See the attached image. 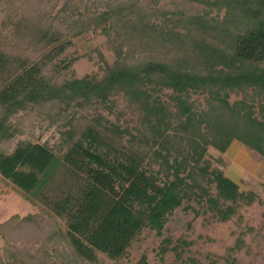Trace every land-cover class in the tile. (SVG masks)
<instances>
[{"label": "trees", "instance_id": "trees-1", "mask_svg": "<svg viewBox=\"0 0 264 264\" xmlns=\"http://www.w3.org/2000/svg\"><path fill=\"white\" fill-rule=\"evenodd\" d=\"M51 1L14 0L22 15L0 35V175L41 207L0 224V264L95 263L98 253L121 264L186 199L224 221L260 201L205 157L237 139L264 158V0ZM92 28L117 58L101 76L70 77L71 62L56 58ZM36 115L61 126L58 143L18 139ZM244 246L239 236L231 250ZM258 246L251 264H264L263 235Z\"/></svg>", "mask_w": 264, "mask_h": 264}, {"label": "rangeland", "instance_id": "rangeland-1", "mask_svg": "<svg viewBox=\"0 0 264 264\" xmlns=\"http://www.w3.org/2000/svg\"><path fill=\"white\" fill-rule=\"evenodd\" d=\"M98 1V0H94ZM64 0H52L57 7L63 5ZM79 0H75L78 3ZM91 4V0H89ZM105 7H101L100 10ZM216 11V10H215ZM19 2L14 0H0V35L8 37L14 29V21L22 15ZM215 14V12L213 13ZM224 11L221 12L223 16ZM117 58L113 44L101 28H92L76 37L66 51L57 57L56 61L71 62L66 71L70 77H82L86 74H103L104 61L113 63ZM241 94L232 93L231 100L240 99ZM120 109L126 108L123 95L117 97ZM193 99L201 108L205 107V96L194 94ZM115 119L116 114H109ZM85 113L88 110L83 111ZM61 126L57 122H49L41 116L26 118L24 133L18 139H32L55 145L60 140ZM244 148L240 160L226 151L222 152L210 145L206 159L211 168L219 167L227 175L238 179L242 190L254 191L259 200L247 205L241 203L236 214L229 220H221L214 212L207 210V202L196 199L188 201L178 207L169 217L164 229L145 227L128 248L127 253L118 260L121 264H229L227 258L236 257L239 264H251L260 251L259 235L264 236V158L257 152L250 150L239 140H234ZM215 188L212 193H215ZM41 207L24 196L11 183L0 175V224L13 215L25 216L36 213ZM61 223V220L58 219ZM62 227L65 226L62 224ZM242 236L245 246L232 251L237 239ZM8 244L0 233V263L8 261ZM248 249H251L250 253ZM56 264L61 263V257L54 258ZM115 261L103 253H98L95 263L82 264H113Z\"/></svg>", "mask_w": 264, "mask_h": 264}, {"label": "crops", "instance_id": "crops-1", "mask_svg": "<svg viewBox=\"0 0 264 264\" xmlns=\"http://www.w3.org/2000/svg\"><path fill=\"white\" fill-rule=\"evenodd\" d=\"M244 147L242 145H239V143H237V141H233L228 149V152L230 153V155H232L233 157H235L236 159V162L237 160L239 161L240 160V156H241V153L243 152V149ZM227 175V174H226ZM228 177H230L231 179H233L234 181H236L237 183L238 182V179L230 176V175H227Z\"/></svg>", "mask_w": 264, "mask_h": 264}]
</instances>
